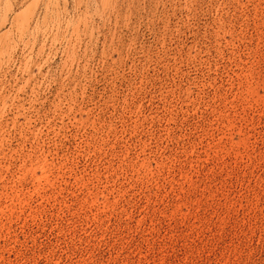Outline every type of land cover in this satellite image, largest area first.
I'll use <instances>...</instances> for the list:
<instances>
[{
    "label": "rangeland",
    "instance_id": "rangeland-1",
    "mask_svg": "<svg viewBox=\"0 0 264 264\" xmlns=\"http://www.w3.org/2000/svg\"><path fill=\"white\" fill-rule=\"evenodd\" d=\"M0 264H264V0H0Z\"/></svg>",
    "mask_w": 264,
    "mask_h": 264
}]
</instances>
